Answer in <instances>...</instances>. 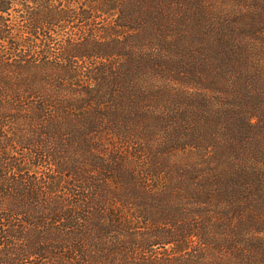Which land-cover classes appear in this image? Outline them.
I'll use <instances>...</instances> for the list:
<instances>
[{
  "label": "trees",
  "instance_id": "1",
  "mask_svg": "<svg viewBox=\"0 0 264 264\" xmlns=\"http://www.w3.org/2000/svg\"><path fill=\"white\" fill-rule=\"evenodd\" d=\"M90 2L0 0V264H264V0Z\"/></svg>",
  "mask_w": 264,
  "mask_h": 264
},
{
  "label": "rangeland",
  "instance_id": "2",
  "mask_svg": "<svg viewBox=\"0 0 264 264\" xmlns=\"http://www.w3.org/2000/svg\"><path fill=\"white\" fill-rule=\"evenodd\" d=\"M214 2L212 8L208 9V17L214 18L215 16L218 19H227L230 22H234L239 27L246 26L248 23L252 22V20L248 21L245 19L244 15L248 14L251 17L250 9L252 7L254 0H213ZM119 0H92L90 2L91 6H93L99 14L97 18L98 25L94 28L92 33L99 34L100 36L108 38L109 36H113L114 34L119 33L113 26V21L116 16V6ZM89 4V3H88ZM253 12V11H252ZM207 17V18H208ZM209 17V19H210ZM215 17V19H216ZM210 23L211 20H207ZM217 21V20H216ZM76 24V23H75ZM71 25V24H70ZM71 30H78L73 26L70 28ZM113 34V35H112ZM261 67L264 68V58L261 59ZM158 139V138H157ZM29 154H25V165H27L28 161L27 156ZM26 167V166H25ZM61 186L63 184L62 180H55ZM261 201L263 203L264 200V191L260 194ZM188 202V201H187ZM192 202V200H191ZM191 207V206H189ZM188 208V207H187ZM247 212V211H246ZM214 215V214H213ZM255 215L257 217L264 218V206L263 208H255ZM246 216V214L244 215ZM185 220L184 218H179V221ZM254 222H260V220L254 219ZM167 228V227H166ZM195 241L187 243V246L180 247L179 244H167L163 246H153L148 252L149 255L156 256L159 258V262H164L165 264H191L195 259L192 260V254L188 253L189 247L193 246Z\"/></svg>",
  "mask_w": 264,
  "mask_h": 264
}]
</instances>
